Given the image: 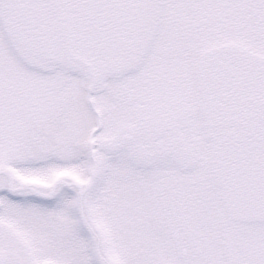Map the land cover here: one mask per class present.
<instances>
[{"label":"snow or ice","instance_id":"6c2138e0","mask_svg":"<svg viewBox=\"0 0 264 264\" xmlns=\"http://www.w3.org/2000/svg\"><path fill=\"white\" fill-rule=\"evenodd\" d=\"M0 264H264V0H0Z\"/></svg>","mask_w":264,"mask_h":264}]
</instances>
